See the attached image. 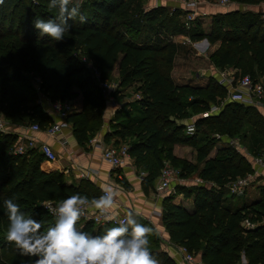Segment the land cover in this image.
<instances>
[{"label":"trees","instance_id":"trees-1","mask_svg":"<svg viewBox=\"0 0 264 264\" xmlns=\"http://www.w3.org/2000/svg\"><path fill=\"white\" fill-rule=\"evenodd\" d=\"M140 1L87 0L81 4L86 21L81 23L79 17L70 21L65 39L56 42L47 36L40 37L32 23L34 17L48 19L56 14L55 10H48L49 0H3L0 111L11 122L37 121L44 127L52 117L37 101L39 94L50 100H67L77 94L72 89L77 87L83 107L68 119L75 138L84 143L103 123L100 110L106 102L86 60L100 71L102 79L112 76L118 62L117 90L138 81L136 91L141 98L122 103L105 141L113 138L117 145L128 144L137 167L146 172L145 187L158 177L165 161L179 167L182 177L194 171L197 163L173 154L175 143L194 146L197 162H204L199 175L213 181L210 187L176 183L174 192L163 198L161 218L169 239L198 254L206 264H240L242 255L246 264H264V221L252 228L242 225L246 218L255 222L264 217V184L252 202L238 206L226 203L224 186L246 176L251 170L250 160L229 146L218 148L213 157H208L213 141L202 134L206 125L229 135L243 133L257 151L264 148V116L254 105L226 100L227 89L216 76L210 77L205 86H194L177 84L171 75L177 52L174 37L184 34L194 41L205 37L211 43L219 41L212 56L220 69L234 66L254 79L264 76V21L256 15L241 16L240 11L219 12L213 15L210 29L205 31L197 17L190 28L185 26L181 6L170 10L168 5L158 4L137 9ZM234 1L241 5L264 3ZM27 72L40 77V91L32 85ZM211 105L220 108L197 118L193 133L185 130V120L194 113L208 111ZM17 138L15 133L0 131V264H29V258L20 256L6 240L9 221L2 208L4 199L14 198L26 216L41 221L46 229L55 219L42 207L44 201L59 202L75 193L90 200L97 198L80 185L66 184L56 159L47 158L37 148L24 154L11 153L10 147ZM177 194L193 196V210L174 203ZM137 219L154 229L149 236V249L159 264H176L162 248L154 225L140 215ZM104 227L87 221L81 230L100 235Z\"/></svg>","mask_w":264,"mask_h":264},{"label":"clouds","instance_id":"clouds-1","mask_svg":"<svg viewBox=\"0 0 264 264\" xmlns=\"http://www.w3.org/2000/svg\"><path fill=\"white\" fill-rule=\"evenodd\" d=\"M48 10L56 14L48 19L34 17L32 23L40 37L56 42L65 39L70 21L77 17L81 23L86 21L79 0H49ZM101 190L103 195L91 200L75 193L55 206L45 201L42 207L55 218L46 229L41 221L26 216L14 198L4 199L2 208L9 221L6 240L20 256L29 258V264H159L149 249L153 227L140 223L131 210L117 219L111 209L118 192ZM93 210L95 222L102 220L105 225L100 235L77 227L82 217L93 219Z\"/></svg>","mask_w":264,"mask_h":264},{"label":"crops","instance_id":"crops-1","mask_svg":"<svg viewBox=\"0 0 264 264\" xmlns=\"http://www.w3.org/2000/svg\"><path fill=\"white\" fill-rule=\"evenodd\" d=\"M178 2L179 3H175V5L183 6V3L181 0H179ZM160 4H166V3L164 1H160ZM208 30L205 29V31H208ZM174 40L177 43V52L174 57L173 68L171 71V75L174 81L177 84H191L194 86L207 85L209 83L210 76L214 75L212 68L211 69L199 68V71L198 70L195 71L194 75H192L191 73L187 80L178 81L180 79V76H184V74L186 76L187 74L186 69L188 67H191L190 65L192 64V62L187 61V66H183V70L179 71V66L177 64V58L182 55L184 48H186L185 49L186 51L190 49L189 44L192 43V40L184 34L176 35L174 37ZM216 43H211L208 40V43L206 45L205 43L200 42V40L196 41L195 44L198 45L201 51H204V54L202 52L201 53L196 52L195 53L196 56H204L205 53L212 52L217 47ZM193 64L196 65V62ZM198 66H200V64H198ZM223 69H226L228 72H233V73L235 72V76L237 78L241 76V75L240 76L236 75V71L238 69L237 67L225 66V68ZM216 70L220 71L221 69L219 67H216ZM215 74L217 75V73ZM118 76L119 75H118V62H117L112 71L111 77H116V79H118ZM260 77L264 78V76H260ZM262 81L264 84V79H262ZM138 83L139 82L137 81L127 87L122 88L121 89L122 94L125 96L129 92L130 89L132 90V93L134 91L133 89H135L136 91ZM78 92H79L78 98H77V101L71 113L79 112L82 109L81 108L82 94L79 90ZM40 95H43V93H41ZM125 98L123 99L122 102H120V105H117L115 107L112 113L114 112L116 113V111L121 107L122 103L131 101L134 99H139V98H133V96H130V98L126 100ZM115 100H114V103H117V101L115 102ZM226 100H228L227 97H226ZM37 101L43 105V107L49 113L52 119L57 118L55 111L52 109L48 101L42 102L40 101V99H37ZM106 102H109V101L106 99ZM213 106H217V105H211L208 111L197 114L196 117L190 116L184 122L186 123V125H188L189 122L191 121L195 122L197 118L204 116L205 113L209 112V114H212V113L217 112L218 109L220 108L219 106H217L216 110H211ZM262 106H264V98L262 100V104L260 107ZM109 118H113V115L111 114L110 116H108V119ZM107 120L103 121L104 127L97 130L96 134L89 136V139L85 141L84 143H79L77 139L75 138L73 134L72 122L70 120H69L71 122L70 127L65 129L62 133H60L57 138L49 137L45 133L44 130H36V131L31 130L30 124L32 122H28V124H25V123L17 124L15 122H11V121L10 122L12 123V126L16 132H20V133L28 134V135L34 134L38 139L45 140L52 145L55 152L57 153L56 161L64 173V179H65L66 184H71L75 186L80 185L82 188L92 192L97 197L103 195V192L101 190L102 187L112 188L113 190L117 191L118 196L116 199L118 202L117 208L119 210V213L125 214L126 212L131 210L134 213H137L138 215L149 220L154 225L158 234L161 235L162 237V241H161L162 248L169 253V255L175 260L176 264H183L182 262H180L181 254H180L179 249L181 246L172 242L169 239L168 233L166 231L165 226L163 225L162 218H161L162 200L166 195L169 194L168 190L158 192L155 189V183H156L157 178L153 181L152 184H150L148 187H145L143 185V177L145 176L146 172L144 170H140L137 167L135 163V158L132 157L131 155L129 158H125L123 164L119 166H114L112 163H110L103 157L102 145L99 142H97L99 139H102L106 146L108 145L117 146V144L114 143L113 138H111L109 141H105V134L113 129L111 124L106 123ZM185 130H187V126ZM17 136L19 135L17 134ZM94 137L97 139V141L92 140ZM61 138L66 139L67 143L65 144L62 143L60 141ZM183 147L187 148V151L189 152L191 151V153L193 152V155L191 154L189 156L184 155L182 153ZM217 149L218 147L214 150H211L208 157H213L216 154ZM173 154L177 157L189 159L191 162L197 163V149L192 145L185 144V143H175L173 146ZM245 155L249 157L250 161H254L252 155L250 156L249 153H246ZM203 163H204L203 161L199 162L201 166L200 169L202 168ZM175 168L179 170V174H178V177L174 179L173 182L171 183L172 190L170 192H174V185L176 183H182L186 185L189 183L187 181L192 179V177L180 176V168L179 167H175ZM87 171H89L88 175L81 174L82 172L87 173ZM142 172H144L145 174L142 175ZM198 180L203 181V178L200 176V179ZM190 184H195V182H192ZM199 184H204V182L199 183ZM211 184L213 185V183ZM205 185L210 187L207 183H205ZM173 202L182 203L188 210H193V196L185 198L183 197V195L177 194L174 196ZM245 202L250 203L251 201L245 200L235 205L238 206ZM243 222L244 220L242 221V225H243ZM242 258L243 259L241 260L240 264H243L246 261L244 255H242Z\"/></svg>","mask_w":264,"mask_h":264},{"label":"built area","instance_id":"built-area-1","mask_svg":"<svg viewBox=\"0 0 264 264\" xmlns=\"http://www.w3.org/2000/svg\"><path fill=\"white\" fill-rule=\"evenodd\" d=\"M183 8L185 11V19H183L184 24L186 27H191L193 25L194 19L198 15V2L197 0H183ZM217 5L226 6L231 3V0H215ZM79 53V51L75 52ZM86 60V56L82 57ZM89 65L93 68V74L96 79L98 80V85L101 88L103 95L108 101L113 100L114 92L118 88V81L117 79L114 81H108L107 79H102L100 77V71L89 62ZM216 78L218 79L219 83L224 85L227 89V99L242 102L249 105L260 106L262 104V100L264 98V84L262 79L263 77H259L258 79H254L249 74H243L240 77L235 76V72H228L226 69H221L217 72ZM40 78L38 77V80ZM133 98H141V94L139 91H135L131 94ZM40 101L50 103V106L55 111L57 118H53L47 125L44 127L40 126L39 122L35 121L30 124V129L33 131L36 130H44L45 133L49 137L57 138L60 133H62L65 129L69 128L71 122L68 119L73 106L69 100H50L48 97L44 95H40ZM217 106H213L211 110H216ZM209 112L205 113L208 115ZM0 131L1 132H12L17 133L19 136L15 143L10 147V152L14 154H24L31 148H37L44 155L49 159H56L57 153L55 152L52 145L45 141L38 139L34 134H23L20 132H16L12 126V123L5 117V115L0 111ZM187 131L189 133H193L194 131V121L189 122L187 125ZM93 141H97L94 137ZM60 141L62 143H67V140L61 138ZM99 142L102 145V155L103 157L112 163L114 166H119L123 164L125 158H129L130 154L128 151V144L122 143L120 145L114 146H106L102 139H99ZM256 163L258 166H262L264 164V155L255 157ZM82 175H88L87 173L82 172ZM145 173L142 172V175ZM179 170L172 166L168 161H165L164 165L160 169L159 175L157 177L155 183V189L158 192L165 191L169 187H171V183L173 182L176 177H178ZM248 183V178L246 176L237 177L228 182V186L236 190L237 188L243 186L244 184ZM90 200V199H89ZM52 206H55L58 202L55 200H46ZM45 202V201H44ZM43 202V203H44ZM118 202L117 199L111 209L112 214L117 218H123L124 214H120L117 208ZM50 213V212H49ZM51 214V213H50ZM52 215V214H51ZM53 216V215H52ZM95 213L93 210V219H88L87 217H82L77 224L79 229H82V226L87 221H92L95 225H103V221L101 220L100 223L95 222ZM55 219V218H54ZM243 225L248 228L254 227L256 224L249 220V218L244 219ZM181 254V261L183 264H206L204 263L198 254L190 252L187 250L185 246H181L180 249Z\"/></svg>","mask_w":264,"mask_h":264},{"label":"rangeland","instance_id":"rangeland-1","mask_svg":"<svg viewBox=\"0 0 264 264\" xmlns=\"http://www.w3.org/2000/svg\"><path fill=\"white\" fill-rule=\"evenodd\" d=\"M34 2H37V0H33ZM87 0H79L80 4H85ZM140 1V0H139ZM160 1H164L166 4L168 5L170 10H173L175 7H178L179 5H175V3H179V0H141L139 7H137V9H139L140 7H144V8H149L151 6H156L158 4H160ZM182 3L183 0H181ZM198 2V17L197 19L199 20L200 25L208 30L210 29V25H211V21H212V17L214 14L219 13V12H227V11H240L241 16H245V17H249V15H256V18L258 20H262L264 21V3H257V4H253V5H249V6H243L240 3L231 0V3L226 5V6H219L215 3V0H197ZM182 8V5H181ZM184 9V8H182ZM184 11H186L184 9ZM245 12V13H243ZM183 19H185V14H183L181 16V21H184ZM200 41L203 40L199 39ZM198 41V40H196ZM194 40H192V43L189 44L190 49H188L187 51L185 50L186 48L183 49L182 55L180 57L177 58V64L179 66V71L183 70V66H187V61H191L192 64L196 62V65H192L191 63V67H188L186 70L187 74L185 76H180V79L178 81H184L187 80L188 77L190 76V74L192 73V75L195 74V71H199V68H204V69H211L213 70V74L210 77L215 76L218 71L216 70V65H215V57L212 56L213 51L219 46V42L216 43L217 47L209 53H205L204 56H196V52L199 53H203L204 51H201L198 47V45L195 44ZM182 45V44H181ZM187 45V44H186ZM207 45V44H206ZM186 47V46H185ZM209 49V48H208ZM207 49V50H208ZM185 53V54H184ZM83 53L81 52L80 55H82ZM85 56L84 54L82 55V57ZM83 59V58H82ZM86 62L88 63L89 68L92 70V74H93V68L92 66L89 65L88 60H86ZM198 64H200V66H198ZM211 66V67H209ZM190 71V73H189ZM243 69L238 68L236 71V75L240 76L243 75ZM30 82L32 83L33 86H35V88L39 90V83H40V79L38 80V75L33 73V72H27ZM245 74V73H244ZM94 76V74H93ZM101 77V76H100ZM40 78V77H39ZM94 78L96 79L97 77L94 76ZM108 81H114L116 80V77H110V78H106ZM97 83L98 80L96 79ZM74 92H76V95H72L70 99H67L71 102L72 106L74 107L77 98H78V90H76V87L72 88ZM133 89V88H132ZM133 93L135 92V89H133ZM132 90L130 89L129 92L125 95L122 94L121 89L120 91L116 90L114 92V97L112 101L109 102H105V105L103 108H101L100 112L102 113V117H103V121L108 119V116H110L111 114L113 115V118H109L106 123L111 124V126L115 123V119H114V115L115 112H113V110L115 109V107L117 105H120V102L123 101V99L125 98L128 99L130 98ZM41 94V93H40ZM39 94V95H40ZM130 94V95H129ZM116 99V100H115ZM117 101V103H114ZM79 106V105H78ZM261 106V105H260ZM260 106H255L264 116V106L260 107ZM83 106H81L82 108ZM99 111V110H97ZM263 111V112H262ZM2 112V111H1ZM4 114V113H3ZM197 114L200 113H194L192 114L193 117H196ZM25 124H28V122H24ZM104 127V124L102 123L101 126L97 129H101ZM202 134L203 136L208 135L207 137L212 138V144H213V148L212 150L221 147H232L235 148V150L239 153H249L250 156H253L254 161H250V167L251 170L250 172L247 173V178H248V183L244 184L243 186L237 188L236 190L231 189L226 183V185L224 186L225 188V199H226V203H232L233 205L235 204H239L241 203V201H253L252 199H255L256 197H258L259 195V190L262 187V185L264 184V164L262 166H258L255 160V157L257 156H263L264 155V148L255 151L253 149V146L250 144L249 139L247 136H243V133H235L232 135H229L227 132H223V131H219L215 128V126H209L206 125L202 128ZM96 134V130L90 134V136ZM131 140V138L129 137L126 141L129 142ZM189 151H187V148L183 147V154L184 155H193V152L191 153V151L188 153ZM247 156V155H246ZM248 157V156H247ZM249 158V157H248ZM184 159V158H183ZM189 162H191L189 159H185ZM200 164L199 162H197L194 171L188 175V177H192V179H190L188 184H186L187 186H190L192 184V182H195V184H199V183H207L209 186H213L211 183H213L212 180H204L200 181L198 179H200V175H199V171H200ZM177 178V177H176ZM217 188H220V186H216ZM169 193H171L170 191L172 190V186L169 187L168 189ZM260 221H264V217L261 218V220L259 221H255L254 223L257 224ZM160 238L162 239L161 235ZM243 258L241 257V260ZM243 262V261H242ZM241 263V261H240ZM246 264V261H245Z\"/></svg>","mask_w":264,"mask_h":264},{"label":"water","instance_id":"water-1","mask_svg":"<svg viewBox=\"0 0 264 264\" xmlns=\"http://www.w3.org/2000/svg\"><path fill=\"white\" fill-rule=\"evenodd\" d=\"M243 6H249V5H243ZM200 42L207 44L208 43V39L205 37ZM243 264H245V263H243Z\"/></svg>","mask_w":264,"mask_h":264}]
</instances>
